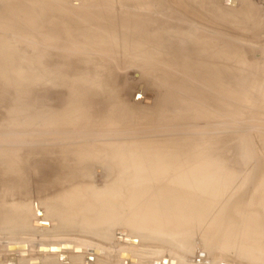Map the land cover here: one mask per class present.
<instances>
[{
  "label": "rangeland",
  "instance_id": "1",
  "mask_svg": "<svg viewBox=\"0 0 264 264\" xmlns=\"http://www.w3.org/2000/svg\"><path fill=\"white\" fill-rule=\"evenodd\" d=\"M14 1L35 7L44 26L41 31L26 26L15 30L9 55L0 61V152L17 154V173L28 171L27 178L20 174L24 183L19 189L4 165L6 158H0V210L9 202L28 201L31 217L46 218L50 225L40 233L29 222L14 234L68 235L100 244L83 229L96 228L95 220L110 219L113 211H103L97 202L79 209L67 198L78 193L75 189L103 191L116 185L122 158L148 176L142 183L141 221L114 228V239L102 246L137 258L121 256L107 263L87 254L64 255L63 261L55 255L51 264H149L137 248L165 249L126 235L132 227H157V207L172 218L169 223L190 232L189 238L160 236L186 244L171 246L180 257H193L198 264L203 257L219 259L215 264H263L237 254V246L219 251L201 236L215 222L199 218L228 207L240 218L243 212H260L256 203L264 202V0H113L107 8V0ZM41 4L51 12L41 10ZM58 8L61 13L56 14ZM87 12L99 14L101 21L110 12L117 22L143 19L147 27L140 37L117 25L114 38H98L95 46L84 36L92 19L80 18H87ZM57 16L64 34L45 39L47 24ZM170 38L183 47L160 46V40ZM203 41L210 55L196 53ZM32 147L47 151L44 168L36 163L41 155L28 152ZM75 148L82 156L72 155ZM94 152L107 156L85 158ZM30 160L35 162L27 166ZM92 193L87 190L84 197L89 200ZM68 212L84 213L92 223L59 224L56 213ZM7 230L2 228L0 235H10ZM48 255L16 256L13 263L4 256L0 264H41L37 258Z\"/></svg>",
  "mask_w": 264,
  "mask_h": 264
},
{
  "label": "bare ground",
  "instance_id": "2",
  "mask_svg": "<svg viewBox=\"0 0 264 264\" xmlns=\"http://www.w3.org/2000/svg\"><path fill=\"white\" fill-rule=\"evenodd\" d=\"M31 1H34V0H31ZM81 2H82V0H81ZM113 2H114L113 0H107V1H103V4L106 5V8H107L109 5L113 4ZM60 5H59V7H62ZM39 7H41V10H44V11L47 10V11L51 12L50 7L45 5V4H41V6H39ZM103 7H105V6H103ZM63 8L64 7H62V9ZM77 8H79V7H77ZM98 8H100V7H98ZM115 8H117V7L115 6ZM59 9L61 10V8H58L56 14L61 13V11H59ZM88 9H90V8H88ZM101 9H100V11H101ZM79 11H80V9H79ZM72 12L77 13L76 9H75V11H72ZM107 14H109L108 17L102 21L96 19V15H99V14H96L94 12L93 13L92 12L84 13V15L87 18H84V16L81 15L82 17L80 19L83 22H86L87 21L86 19H92L90 22L91 28L89 27V29L84 30V33H85L84 36L86 39H90L95 46H98V44L96 45V41L105 40V38L111 39L113 37L111 33L114 30V28H116L117 25L122 26V29L125 31L130 30L131 32H133V34H136L140 37L143 36V34H144L143 31L145 30V27H147L146 25L143 24V19H142V21L141 20L136 21V20H133L132 18L129 19V18L125 17V18H123L122 21H118L119 22V24H118V22L115 20L116 16L114 19L116 21L115 22L112 20V17L110 16L111 12L107 13ZM92 17H94V19ZM40 18H41V16H39L38 14L37 15L35 14V7H30L24 3H19V2H16L14 0H0V31L2 32V34L0 35V61L1 62H2V60H4L9 55L6 53L8 51V47L14 43V40L12 38H13V34L16 32L15 30H18L20 27L26 26L33 31H36V30L39 31L44 26ZM57 19L52 20V21L50 20V22L47 24V28L49 30L47 31V34L44 37L45 39H47L48 37H51L52 35L64 34L65 29H62L63 28V21H61V18L59 19V17ZM88 21H90V20H88ZM119 26H118V28H119ZM178 32H180V31H178ZM122 36H124V35L122 34ZM148 37H149V35H148ZM62 39H63V37H62ZM149 43H151V42H149ZM159 43L161 44L160 46L163 45L166 48H178L179 49L180 47H183V45H181L180 43L177 44L176 41H173L172 38L160 40ZM157 50H160V48ZM195 50H196V53L198 55L199 54L200 55H210L211 54V48H210V46H208V42H206V41L199 43L195 47ZM14 148H16V147H14ZM32 148H30L28 152H31V153L33 151L38 152L39 155H41L40 156L41 158L36 163L39 164L40 168H44L46 166L44 159L46 157V154H48L47 151L45 152L43 149L42 150H34V148L33 149ZM79 150H80L79 148H75L73 150L72 155L75 156L77 153L79 156H82V153L78 152ZM7 156H8V153L0 152V158H3V159L6 158V160H7L4 163V165H5L8 173L11 174V176L13 175V177H15L16 185H18L17 188H19V186L22 187L21 184H23L24 181L20 183V181L22 180V179H20V174L22 175V177L23 176L26 177L27 176L26 172H28V171L27 170L26 171L21 170L20 174L17 173L18 172V170H17L18 164L21 163V162H19V157L17 156V154H14L11 157L10 156L7 157ZM84 156L86 159H93V161H94L97 159L99 160L102 158H106L107 154H99V153L94 152V153H91L89 156H86V155H84ZM122 160L123 159L121 158L120 161L122 163L119 162L121 164V166L123 165V167L120 170L121 171L120 180L117 182L116 185H113V186L111 185L106 190H103V191H95V190H93L91 188H87V187H86L87 189H81V188L75 189L78 191V193L76 194V195H78V197H75L76 195L70 194L69 197L67 198V200H70L71 204L72 203H78V205L80 204L78 207L79 209H81V208L84 209L87 206H89L92 202L93 203L97 202L101 205L99 208L104 209L103 211H113L112 214L115 216H112V218L105 219V220H98V221L95 220L96 228H93L92 226H90L89 228L83 229L84 231H88V232L92 233L93 235L91 237H93L94 239L93 238H91V239H93V240L96 239L95 241L97 243L100 242V245L110 244L112 239H114L113 235H112V233H113L112 230L114 228H116V227L121 228V227L126 226L128 224H136V223H139L141 221V220H138L137 218H138V216H141L140 213L142 212L141 211L142 210V183H144L146 181V178H148V176L145 177V175H144L145 170L142 169V171H137V167L135 164L133 167H130V166H128V163L125 164L124 161H122ZM108 161H114V160L108 158ZM29 162L30 163L26 164L27 166L32 165V163L35 161L30 160ZM44 176L45 175H44V171H43L41 173V177L43 178ZM130 178H133V180H132L133 182L128 181V179H130ZM87 190H91L93 192L92 197L89 198V200H91V201L87 200V198L84 197V194ZM261 198H264V195ZM49 200H51V199H49ZM113 202L114 203L118 202L120 205L116 204L115 206L111 207L113 205L112 204ZM62 203H65L64 200L62 201ZM110 203H111V206H110ZM7 204H9V205H7V208L5 210H0V230L2 228L8 229L7 230L8 232H6L7 234L10 233V235H12V234L15 235L14 233L18 232L16 230H19V231L23 230V229L26 230V228H24V227H27V224L29 222L32 224L34 229L39 230L40 233L42 232V231H40L41 229L48 228V227L50 228V225H49L46 218H42V217L39 218L38 217L39 219H36V218L31 217V215L29 214V207L27 205L28 201H23V202H19V203H11V204L9 202ZM256 204H257V206L261 207L260 212H258L259 210L255 211V212H251V211L250 212L247 211V213L243 212L244 214L240 218L236 217L235 215H233L229 212L231 207H228L229 209L225 212L221 211V212H218L215 215H211V216L206 215L208 217L202 216L201 218H199V219H202V222L209 221V219L212 218L213 219L212 222H215V223H214V226H212L213 224L210 225L212 231L210 230L207 232V230H206V231H204L205 233L201 234V236L206 237L209 240H211L212 244L216 248H218L219 251H222L223 253H227L237 246L236 247L237 254L243 255V256L249 258L250 260L253 258H256L259 262H262L264 264V202L263 203L257 202ZM64 205H63V207H64ZM3 206L5 207V205H3ZM94 207H97V206L94 205ZM255 207H256V205H255ZM158 208L159 207L155 208V213H157V217L154 219L155 221L153 220L157 227H151V226H149V227H147V226L146 227H141V226L132 227L129 229L130 234L126 235V236H129V237L131 236V239H134V240L136 239L138 242H141L142 239H144V240L151 241V243H157V244L159 243L158 247L164 248L165 251L168 250L170 252L176 253L177 250H175L174 248H178L179 246H184L186 244L185 243L182 244L183 241L176 243V244H174L172 242H168V241L165 242V241L160 239V236H163V235L169 236L170 238L173 239L177 235H180V236L185 235L189 238L190 232L187 229L182 230V228H177L176 225L169 223L172 218L171 219H170V217L166 218L164 215L160 214L161 209L159 208L160 209L159 210ZM163 209H165V208H163ZM167 209L168 208H166L165 210H167ZM239 209H241V208H239ZM55 210H57L56 207H55ZM58 211L59 210H57V212ZM68 213L69 214H65V215L62 213H56L57 216H55V217L58 218L59 224H61V223H69L70 224L71 222H75V221H79L80 223L85 222L86 224L89 222L92 223V221H89L90 217L86 216L84 213H75V214L73 212H72L73 214L70 212H68ZM37 214H39V213L37 212ZM211 214H212V212H211ZM158 215H160V216H158ZM38 216H40V215H38ZM52 223H54V222H52ZM56 226H58V225H56ZM60 229L62 230V228H60ZM63 229L69 230V229H71V227L70 228H64L63 227ZM51 230L53 231L54 229H51ZM55 231L56 230H54V232ZM118 233H121V230ZM83 234H85V233H83ZM143 235H145V236H143ZM245 235H248V236H245ZM20 236H22V235H20ZM73 237L68 236V235L67 236H60L59 235V236H53V237H39V238H41V239L42 238L52 239V238H73ZM123 241H125V239H123ZM171 246L174 248H172ZM124 251L125 250H121L119 252V255L121 253L123 254ZM76 254H84V252H74V250H72V251H67V252L54 253V254L48 255V258H46V259H38L37 258V260L40 261L41 264H51V261H52L51 258H53V256H55V255L57 256L59 261H63L65 259V256H68V255L75 256ZM176 254L178 255V253H176ZM21 255H26V254H24V253L19 254L18 256H21ZM39 255H45V254H39ZM30 256H33V255H30ZM92 256H97V255H92ZM122 256H124V255H122ZM97 257L107 259V261H104V262L108 263V260H109L108 258L101 256V255H99ZM8 258L9 257H7V259ZM240 260H242V259H240ZM160 261H162V260H160ZM247 261H248V259H247ZM82 263L84 264V262H82ZM149 264H153V262L150 261ZM158 264H170V260L163 262V263L159 262Z\"/></svg>",
  "mask_w": 264,
  "mask_h": 264
},
{
  "label": "water",
  "instance_id": "3",
  "mask_svg": "<svg viewBox=\"0 0 264 264\" xmlns=\"http://www.w3.org/2000/svg\"><path fill=\"white\" fill-rule=\"evenodd\" d=\"M117 236H122L121 233H117ZM130 244L136 245L137 242L130 240ZM199 248H197L198 250ZM84 252L87 255H101L110 260H117L122 255L130 257H136V255L128 253H121L119 255V248L116 247H105L88 240H82L77 238H39L35 236H20V235H0V262L4 256L9 257L12 263L19 254L36 255V254H54L60 252L72 251ZM141 254V260L143 262L152 261L153 264L159 262H166L170 260V264H198V260H194L193 257L182 258L174 252L165 250H154L153 248L142 249L137 248ZM143 254H148L142 257ZM159 254L156 256L155 254ZM137 258V257H136ZM131 259V258H130ZM91 260V258H86ZM134 260V259H132ZM162 260V261H160ZM214 262V263H213ZM219 259H204L201 261L202 264H215L218 263Z\"/></svg>",
  "mask_w": 264,
  "mask_h": 264
}]
</instances>
